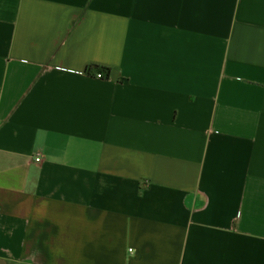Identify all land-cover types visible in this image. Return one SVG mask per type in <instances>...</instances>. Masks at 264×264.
Listing matches in <instances>:
<instances>
[{
  "label": "crops",
  "instance_id": "crops-1",
  "mask_svg": "<svg viewBox=\"0 0 264 264\" xmlns=\"http://www.w3.org/2000/svg\"><path fill=\"white\" fill-rule=\"evenodd\" d=\"M0 264H264V0H0Z\"/></svg>",
  "mask_w": 264,
  "mask_h": 264
},
{
  "label": "built area",
  "instance_id": "built-area-1",
  "mask_svg": "<svg viewBox=\"0 0 264 264\" xmlns=\"http://www.w3.org/2000/svg\"><path fill=\"white\" fill-rule=\"evenodd\" d=\"M95 77L98 78V79H104L105 78V73L103 71H100L99 70L96 73ZM36 161L39 162L40 161V158H37Z\"/></svg>",
  "mask_w": 264,
  "mask_h": 264
},
{
  "label": "trees",
  "instance_id": "trees-1",
  "mask_svg": "<svg viewBox=\"0 0 264 264\" xmlns=\"http://www.w3.org/2000/svg\"><path fill=\"white\" fill-rule=\"evenodd\" d=\"M94 68H96V69H98L100 71H103L104 73H107L108 72V70L107 69H104V68H99V67H94Z\"/></svg>",
  "mask_w": 264,
  "mask_h": 264
}]
</instances>
